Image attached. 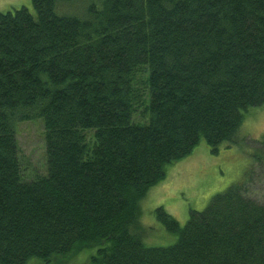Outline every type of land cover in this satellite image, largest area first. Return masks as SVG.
<instances>
[{
  "label": "trees",
  "instance_id": "1",
  "mask_svg": "<svg viewBox=\"0 0 264 264\" xmlns=\"http://www.w3.org/2000/svg\"><path fill=\"white\" fill-rule=\"evenodd\" d=\"M31 1L0 12V264L92 246L89 264H264L256 152L183 225L157 207L172 244H145L139 220L167 165L237 142L264 106V0ZM40 117L47 172L25 180L14 123Z\"/></svg>",
  "mask_w": 264,
  "mask_h": 264
},
{
  "label": "rangeland",
  "instance_id": "2",
  "mask_svg": "<svg viewBox=\"0 0 264 264\" xmlns=\"http://www.w3.org/2000/svg\"><path fill=\"white\" fill-rule=\"evenodd\" d=\"M25 6L34 12L31 0H0V12ZM135 121H143L139 113ZM22 177L31 179L47 172V156L43 119L35 118L14 123ZM92 139V130L86 131ZM260 160L254 164L248 182V194L258 201L264 200V106L249 107L237 131V142L221 143L212 152L201 139L190 154L166 166V176L153 185L141 200L140 223L147 245L172 244L177 233L169 231L157 218V207H163L183 225L189 210H202L210 198L231 184L245 180L254 163V153ZM96 247H86L66 259L44 262L31 258L26 264H89Z\"/></svg>",
  "mask_w": 264,
  "mask_h": 264
}]
</instances>
